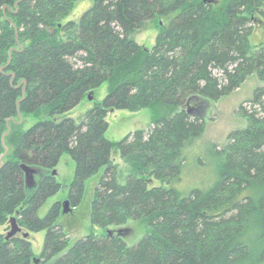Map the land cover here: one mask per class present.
Instances as JSON below:
<instances>
[{"label":"trees","instance_id":"16d2710c","mask_svg":"<svg viewBox=\"0 0 264 264\" xmlns=\"http://www.w3.org/2000/svg\"><path fill=\"white\" fill-rule=\"evenodd\" d=\"M78 1L0 0V156L8 122L12 134L20 127L19 111L45 107L51 115L15 130L0 165V225L16 216L27 232L46 230L40 264H264V46L252 51L250 44L264 0H93L79 22L66 21ZM159 18L168 20L152 48L130 38ZM252 74L262 85L250 108L237 109L247 125L215 152L217 180L181 196L173 183L205 132L202 102L231 94ZM105 81L109 93L84 121L66 116ZM147 107L155 112L148 131L118 142L105 137L109 111ZM115 150L128 167L125 182ZM65 151L76 162L71 206L106 168L91 207L104 234L70 247L61 202L38 215L61 189L52 171ZM22 164L39 168L35 186L27 185ZM139 219L152 231L130 245L122 227ZM6 236L0 233V264H34L29 238Z\"/></svg>","mask_w":264,"mask_h":264},{"label":"rangeland","instance_id":"374dc122","mask_svg":"<svg viewBox=\"0 0 264 264\" xmlns=\"http://www.w3.org/2000/svg\"><path fill=\"white\" fill-rule=\"evenodd\" d=\"M93 0H80L77 2L74 10L66 19L79 22L82 14L92 6ZM168 18H159L148 21L143 29L131 33L130 38L138 43L152 48L156 42V38L160 33V26L167 23ZM75 34V31L73 32ZM251 50L264 46V16L256 19L253 33L250 37ZM262 82L256 74H252L244 81V83L231 94L222 97L217 101L206 100L202 102V114L206 119V129L203 135L187 150V162L181 174V178L173 183V186L179 191L181 196L188 195L195 188H209L217 180L218 169L220 166V158L215 152L223 148L228 142V136L231 131L237 128H243L247 125V120L237 114V109L243 104L246 108H250L251 103L248 101L253 97L254 91ZM109 82L105 81L92 95L89 93L74 108L66 113V116L72 117L77 123L85 120L88 111H90L98 102H102L109 93ZM189 108L191 113L197 110ZM51 115L42 107L39 113H24L22 120L19 122L20 127L15 129L17 133L28 130L41 119H48ZM19 121V120H18ZM107 121L109 128L105 133V137L113 142H118L125 138L128 134L136 130L148 131L154 126L155 112L152 107L143 108L139 111H130L128 109H115L108 113ZM14 130L5 136L4 145L8 148V153H12V147L16 143L17 133ZM8 136V137H7ZM3 143V137H2ZM4 146V147H5ZM116 163L120 165L119 180L125 182L128 176L127 164L122 159L119 152L113 151L112 155ZM57 170L56 179L61 184L60 191L47 199L38 211L39 217L46 216L48 211L56 202H61L63 208L64 202L69 199L71 184L75 177L76 162L68 151H65L55 168ZM105 167L89 178L85 184V191L81 202L78 206L69 205V210L61 213L60 222L65 225L70 237V246H73L79 239L89 234L102 236L104 230L91 221V207L94 198V192L99 184ZM39 174L35 176L37 183ZM32 186H35V185ZM154 185H163V182L155 179ZM166 185V184H165ZM31 189V188H30ZM111 229L116 228L114 226ZM120 228V227H118ZM122 228L126 229V240L128 244H136L142 236L152 231V226L147 220H129ZM10 230V223L0 225V233L7 234ZM25 231V230H23ZM47 231L29 232V240L32 242V250L34 254V264H40L41 254L43 253ZM37 259L39 262H35Z\"/></svg>","mask_w":264,"mask_h":264},{"label":"water","instance_id":"95a60500","mask_svg":"<svg viewBox=\"0 0 264 264\" xmlns=\"http://www.w3.org/2000/svg\"><path fill=\"white\" fill-rule=\"evenodd\" d=\"M89 97L92 98L91 93L89 94ZM190 112H191V110H190ZM19 118L20 119H19L18 122H20L22 120L21 111H19ZM13 120H15V119H13ZM10 130H11V127H10V123L8 122V130L3 135V143H4L5 136L10 132ZM7 153H8V148L5 146V152L3 154H1V156H0V165H3V159L7 155ZM21 166H22V168L25 171L27 185L29 187H32V185L35 182V176L37 174H40L39 168H37L35 166H30V165H27V164H22ZM52 174L53 175H57V170L54 169L52 171ZM69 205H70V201H69V199H67L64 202V204H63V213H65L66 211L69 210V208H68ZM108 233H109V235H111L112 234V230H109ZM17 234H23L24 237H29V232L23 231V228L19 225V223L17 221V217L16 216H12L10 218V230L8 231L6 238L9 239L11 236H14V235H17ZM35 262L37 263L39 261L37 259H35Z\"/></svg>","mask_w":264,"mask_h":264},{"label":"bare ground","instance_id":"6f19581e","mask_svg":"<svg viewBox=\"0 0 264 264\" xmlns=\"http://www.w3.org/2000/svg\"><path fill=\"white\" fill-rule=\"evenodd\" d=\"M90 94V93H89ZM14 121V120H13Z\"/></svg>","mask_w":264,"mask_h":264}]
</instances>
